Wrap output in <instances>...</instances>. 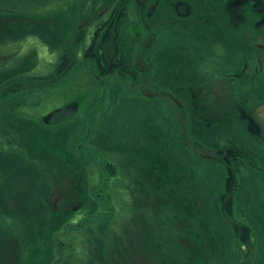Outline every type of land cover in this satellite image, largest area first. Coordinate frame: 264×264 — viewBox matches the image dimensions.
I'll list each match as a JSON object with an SVG mask.
<instances>
[{"label": "rangeland", "instance_id": "rangeland-1", "mask_svg": "<svg viewBox=\"0 0 264 264\" xmlns=\"http://www.w3.org/2000/svg\"><path fill=\"white\" fill-rule=\"evenodd\" d=\"M177 1L0 0L3 255L28 256L29 226L38 231L39 225L46 236L54 219L61 228L40 248L80 257L77 221L92 227L91 239L111 236L112 228L98 231L99 220H129L131 195L124 188L135 179L136 219L162 248L147 251L168 247L177 258L189 238L195 253L212 255L209 264H264V22L249 4L242 24L232 27L229 0H183L190 4L186 16L176 15ZM194 44L206 57L198 66L190 60ZM178 52L186 55L170 63ZM206 141L240 154L229 165L235 172L229 214L221 200L227 164ZM148 147L158 148L164 166L143 160ZM70 155L84 172L83 208L102 205L80 211L73 224L50 209L75 193L65 175L70 166L54 163ZM115 166L121 177L109 184ZM22 202L30 205L25 212ZM104 204L118 206L113 217ZM233 224L249 228L247 242Z\"/></svg>", "mask_w": 264, "mask_h": 264}, {"label": "flooded vegetation", "instance_id": "flooded-vegetation-1", "mask_svg": "<svg viewBox=\"0 0 264 264\" xmlns=\"http://www.w3.org/2000/svg\"><path fill=\"white\" fill-rule=\"evenodd\" d=\"M175 13L176 15H188V13H190V4H188L187 1H183V0H179L175 3ZM203 10V8H202ZM226 10V9H225ZM226 16L228 17V24H232L231 18H230V14H226ZM206 20V18H204ZM243 20H244V16H243ZM209 23V22H208ZM242 24V22H238L236 24H232V27H234L235 25L239 26V24ZM204 25V24H203ZM206 25V24H205ZM225 29H227V26H225ZM231 27V26H230ZM207 28V25H206ZM228 30V29H227ZM204 44H206L205 42H203ZM196 45V44H194ZM193 45V47L190 49V56H191V60L197 59V54H201V51H198L197 49H195V46ZM197 48L200 49L199 45H196ZM187 48H190L186 45ZM208 47H211L210 45L206 46V49H208ZM209 50V49H208ZM186 54H184L182 56V54L180 52L177 53V56L171 57L174 58L173 60L170 61V63L172 64H176L178 63ZM199 59V58H198ZM200 60V59H199ZM196 61V60H195ZM193 63V61H191V64ZM194 71V70H193ZM192 71V72H193ZM238 73H240V71H237ZM236 72V73H237ZM194 75V74H193ZM225 75H232V73L230 72H226ZM194 107H196L194 105ZM214 113V112H213ZM209 122H206V124H208ZM194 130V129H193ZM196 135L194 134V137ZM138 142V141H135ZM148 142V141H146ZM183 144H185V141H181ZM198 142V144L201 143V141H195ZM150 147H148V153L147 155H145V160H147V162L149 163V166H154V162L161 164L162 166H164V162L158 161L160 159V155L157 154V156H155L156 154L154 153L155 151L157 152L158 148H152L150 149ZM222 150L223 154L222 155H216L215 158H217L216 160H223L226 158V155L228 154V151L230 150V146H225L224 148H221L220 151ZM219 151V150H218ZM217 151V152H218ZM155 155H154V154ZM54 163L59 164V163H67L69 166L71 167H76V162H79L75 157H73L72 155L67 156V157H54ZM145 163V162H144ZM80 164V162L78 163ZM106 164V162H105ZM81 165V164H80ZM120 166V165H119ZM105 167V166H104ZM81 168V167H80ZM159 168V166L157 167ZM121 169V167H120ZM76 172H72L71 171V175H74ZM83 174L84 172L82 171L81 168V176H82V182L81 184V189H86L85 185L83 183ZM101 175V174H100ZM77 176H75L76 178ZM120 179L121 175H120V170L118 166H115L112 168V174H109L108 179V183H113V180L115 179ZM124 178V177H122ZM134 179V177H132ZM158 178L162 179L163 182H165L164 176L162 173L158 174ZM132 183L129 184H125L126 187L124 188V190H128L129 194L132 196L131 200H133V197L135 196V190L136 188L134 187V180ZM106 183L103 182L102 185L105 186ZM128 186V187H127ZM155 186H158V183H155ZM110 187L108 186L107 188H104L106 191V197L108 200L111 199V195H112V191L115 190L116 192L120 193L121 188L118 187V183H116V187L113 190L109 189ZM186 190V189H185ZM87 199H85L86 201ZM83 201V200H82ZM81 200H76L74 201H69L68 198L65 200V202L63 204H60V206H58V204L56 203V199H55V203L53 204V206H50L51 212H54L53 214H55L54 216H56L57 212H61V211H65L66 215L68 217V219L66 220V222L68 223H75L76 220H74V218L80 214V215H84L79 213L81 212H89L90 210L94 209V207H97V205H89L88 209H84L83 208V204H82ZM136 203L130 204L129 207V220L127 221H109L110 223H112V225H110V223L108 221H105L103 219L99 220V224L97 226L98 231L103 232L104 230H106V232H110L111 228L113 231V234L111 236H98L95 237V239H91L88 235L90 234V232H92V227H88V225H86V220H81V221H77V224H81L79 227L82 229L81 230V236H80V240L82 239V247H80L82 253L81 256L79 257V254L76 252H65V255L63 256L62 254H58L57 256H55L51 249L52 246L50 245V247H48V251L45 252L44 249L40 248V242L44 243V242H48V239H50L49 241L52 242V233H56L59 231L58 228V221L51 219L49 221V225L50 229L48 231L49 235H44L41 236L40 234V226L37 225L38 227V231L36 230V226L33 228L32 226H29V231L31 233V237H29V240L33 251L29 253L28 256L21 258L20 253L17 251V253H15L14 255L12 254H8L6 253V255H3L0 252V264H9V259H10V264H209V261L211 258V256L207 257H202L200 255V253L198 252H194L193 247L194 245L191 244V242L189 241V238L181 241L183 248H181V251L178 256H176L177 258H170L168 252V247H166L165 249H163L161 251V253L159 254L158 252H154V251H147V248H150L153 250V248L155 249V251L162 249L161 247L157 246L155 241H154V237L150 234L151 231L149 232L148 229H142L143 228V224L142 221L137 220L136 219ZM180 205V204H179ZM102 205H98V207H100ZM58 207V208H57ZM97 207V210L99 209ZM103 207H105V209H107V211L112 212V217L114 216V212H116V210L118 209V206L116 208L115 205H103ZM30 208V205L28 204H21L20 208L22 212H25L26 209ZM70 218V219H69ZM115 220V218H113ZM46 223V222H43ZM70 224V225H71ZM72 226V225H71ZM139 227V229H138ZM68 228V227H66ZM121 228V229H120ZM120 229V230H118ZM192 227H189V231H191ZM118 230V231H117ZM46 232V231H45ZM105 232V231H104ZM38 234V235H36ZM56 239H58L56 237ZM59 241H61L60 239H58ZM196 244H200V238L197 237L196 241H194ZM62 243V241H61ZM70 244L72 245V243L70 242ZM162 245L166 244V242H161ZM161 245V246H162ZM50 249V250H49ZM153 258L155 259V262L153 260ZM171 259V261H170ZM143 261V262H142ZM244 264V263H243Z\"/></svg>", "mask_w": 264, "mask_h": 264}, {"label": "trees", "instance_id": "trees-1", "mask_svg": "<svg viewBox=\"0 0 264 264\" xmlns=\"http://www.w3.org/2000/svg\"><path fill=\"white\" fill-rule=\"evenodd\" d=\"M247 4L250 5L252 11H254V12H256V14H259L260 16H262V22H264V0H229L227 5H226V9H227V12L230 14L232 24H236L238 22L243 21V9L245 8V6ZM209 142L210 141H206L207 144ZM202 144L203 143L201 142L200 145H202ZM209 144L212 145L213 147H215L217 149V151L219 150L218 152H216V154H218V155L223 154L222 150L220 151L221 148H219V149L217 148V143L211 142ZM147 151H148V148H146L144 150V153L142 154L143 160H145L144 157H145V155H147V153H148ZM154 153H156V152H154ZM165 154L163 153V155H165ZM238 155H240V154L238 153L236 148L233 146H230V150L228 151L226 158L220 161V162H226V164H227L228 175H227V178L225 181V193L226 194L222 195L221 200H223V208L225 207V211L227 210L228 214L231 212V208H232V206H231L232 205L231 190L233 189L232 186L235 184V172H234L232 167H229V165L232 164V162L238 158ZM155 156H157V154ZM175 158H177V157L175 156ZM166 159L168 160V162H171L174 166L179 165L178 161L174 160L173 158L170 159L168 155H167ZM78 163L79 162H76V165H77L76 167L70 166V171L76 172L74 175H71V172L68 174H65L68 177L69 184L72 185L74 187V190H75L74 195L71 197L70 196L68 197V200L71 202L73 200L77 201L78 192H79L80 197H81V198H79V200H81V201L84 200L85 194H86L85 189H81V184H80L82 182L81 168H80L81 165ZM60 164H61V168L64 169V166H63L64 163H60ZM75 176H77V177L75 178ZM135 196L133 197V200H131V204H133V203L138 204L139 203V199H137V197H135ZM225 196H226V199H224ZM131 198H132V196H131ZM134 200H135V202H134ZM148 202H149V200H148ZM22 203L25 204V202H22ZM149 204H151V203H149ZM61 213L66 214L65 211H61ZM138 229H139V227H138ZM233 229H234V232L236 234H239L243 238V240L247 242V239L249 237V228L247 226H245V225L239 226L237 224H233Z\"/></svg>", "mask_w": 264, "mask_h": 264}, {"label": "bare ground", "instance_id": "bare-ground-1", "mask_svg": "<svg viewBox=\"0 0 264 264\" xmlns=\"http://www.w3.org/2000/svg\"><path fill=\"white\" fill-rule=\"evenodd\" d=\"M194 46H196V45H194ZM206 50V49H205ZM206 52H209V50H206ZM219 52V51H218ZM197 58H199L200 60H203V59H206V57H204L203 55H201V54H198V57ZM199 59H196V64H197V66H198V63L200 62V60ZM191 60V59H190ZM248 62V61H247ZM245 63V65H246V67H244V69L246 70V68H247V66H248V63ZM194 68H197L196 66L194 67ZM200 69V68H199ZM199 69L197 70L198 72H199ZM226 72H228V71H226ZM226 72H224V76H229V75H225V73ZM243 72V71H242ZM232 75H233V73H232ZM240 78V77H239ZM189 111V110H188ZM190 112V111H189ZM226 113H224V115L221 117V116H219V117H221V118H219V120H218V122L219 123H222V118H226ZM234 118H236V117H231L230 119H229V121H231V120H234ZM248 121V120H247ZM247 123V122H246ZM190 125V124H189ZM218 125H220V124H218ZM189 130H190V132L192 131V129H190L189 128ZM219 130V129H218ZM194 134H195V132L193 131V136H194Z\"/></svg>", "mask_w": 264, "mask_h": 264}, {"label": "water", "instance_id": "water-1", "mask_svg": "<svg viewBox=\"0 0 264 264\" xmlns=\"http://www.w3.org/2000/svg\"><path fill=\"white\" fill-rule=\"evenodd\" d=\"M58 111V109L57 110H55V112H57Z\"/></svg>", "mask_w": 264, "mask_h": 264}]
</instances>
